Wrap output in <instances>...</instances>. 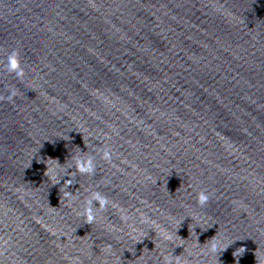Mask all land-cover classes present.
Returning <instances> with one entry per match:
<instances>
[{
  "label": "water",
  "instance_id": "water-1",
  "mask_svg": "<svg viewBox=\"0 0 264 264\" xmlns=\"http://www.w3.org/2000/svg\"><path fill=\"white\" fill-rule=\"evenodd\" d=\"M6 85L18 96L0 102V264H264L262 7L0 0L5 97ZM80 152L95 175L76 172ZM41 157L74 173L71 205ZM91 191L111 206L88 225L77 213ZM214 236L226 250L210 251Z\"/></svg>",
  "mask_w": 264,
  "mask_h": 264
},
{
  "label": "clouds",
  "instance_id": "clouds-1",
  "mask_svg": "<svg viewBox=\"0 0 264 264\" xmlns=\"http://www.w3.org/2000/svg\"><path fill=\"white\" fill-rule=\"evenodd\" d=\"M6 68L9 73H14L15 77L18 80L20 81L23 80L25 76V70L21 65L19 52L17 50L13 49L9 53H7ZM5 87L7 89L8 95L6 97L4 95H0V102H3L5 99L8 102H14L15 98L18 96V88L16 86L9 87L7 85ZM100 155L101 158L105 160L111 158L110 152L106 149H101ZM70 158L75 163V168L77 173H79L80 175H88V176L95 175L96 157L93 154L80 152L72 155ZM37 162L46 164V171L44 175L53 181V185L60 184L61 180H63V184L59 189L61 193L60 203H61V198L64 201H67L69 205H71L73 201L78 199L77 193L68 191V188L73 184L74 173L67 172L66 168L61 165L58 159H53L51 157L44 159L41 157L37 159ZM65 175L69 178L64 179ZM209 199L210 196L207 192L201 190L200 192L197 193L196 200L199 206L201 207L205 206L209 202ZM109 206H111V202L107 196L102 194L100 191H91L89 195H87L84 198L82 208L78 211L77 214L83 218L85 224L91 225L96 221L97 213L107 211ZM122 220L127 221L128 216L126 215L122 216ZM203 230H207V229H203ZM191 231H194V229ZM160 234L162 239L165 241H170L172 239L171 235L168 234L167 229H164L162 226H161ZM189 234H190V229H189ZM215 236L206 242L208 243L209 241H212L210 246V251L215 253L217 251L221 252L223 250H226L228 246L224 247L223 249L218 248V244L215 242ZM197 241H198V237H197ZM137 242H142V241H137ZM111 247L112 246L110 243L106 244V249L110 250ZM244 252H245L244 248H239L233 253V256L238 258L242 256ZM173 257H175V264H179L178 256H174V255L173 256L163 255L162 264H174ZM237 264H239L238 259H237Z\"/></svg>",
  "mask_w": 264,
  "mask_h": 264
}]
</instances>
